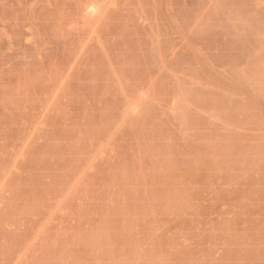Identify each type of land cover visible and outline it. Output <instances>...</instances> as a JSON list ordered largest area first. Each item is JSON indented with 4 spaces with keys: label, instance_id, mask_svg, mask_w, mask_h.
I'll use <instances>...</instances> for the list:
<instances>
[{
    "label": "rangeland",
    "instance_id": "obj_1",
    "mask_svg": "<svg viewBox=\"0 0 264 264\" xmlns=\"http://www.w3.org/2000/svg\"><path fill=\"white\" fill-rule=\"evenodd\" d=\"M0 1V264H264V0Z\"/></svg>",
    "mask_w": 264,
    "mask_h": 264
},
{
    "label": "bare ground",
    "instance_id": "obj_2",
    "mask_svg": "<svg viewBox=\"0 0 264 264\" xmlns=\"http://www.w3.org/2000/svg\"><path fill=\"white\" fill-rule=\"evenodd\" d=\"M13 1H15V0H13ZM1 2V1H0ZM2 2H3V0H2ZM102 2H100V4H101ZM1 4V3H0ZM2 4H4V3H2ZM83 4V3H82ZM1 7V6H0ZM3 7H5L4 5H3ZM3 7H2V9L0 8V11L1 12H3ZM104 7V6H103ZM102 8V7H101ZM9 9V8H8ZM10 11V10H9ZM97 11H98V7H97V4L96 3H94V2H92V1H86L84 4H83V8H82V16H80V18H81V20H82V18H83V20H87L88 18L90 19V18H94L96 15V13H97ZM1 12H0V14H1ZM4 13H6V14H8V12H4ZM3 14V13H2ZM98 14V13H97ZM5 14H3V16H4ZM3 16L1 15L0 17H2L3 18ZM8 16V15H7ZM6 15H5V17H7ZM97 17H98V15H97ZM88 19V20H89ZM1 20V19H0ZM5 20V19H4ZM80 20V19H79ZM81 21V22H85V21ZM94 20V19H93ZM2 22V21H1ZM0 22V24H1V27H0V31H1V34L3 33L2 31H4V29L3 28H6V27H4L5 25H4V22H2L3 23V25H2V23ZM88 22V21H87ZM77 24H79V23H77ZM3 26V27H2ZM1 29H3V30H1ZM6 30V29H5ZM18 30V29H17ZM13 33V32H12ZM1 34H0V37H1ZM15 34V33H14ZM21 34V33H20ZM17 35H19V33L17 32ZM22 35V34H21ZM16 36V35H15ZM17 37H19V36H17ZM16 38V37H15ZM19 39V38H18ZM0 48H1V46H0ZM0 52H1V50H0ZM132 104L133 103H131V106H132ZM134 105V104H133ZM131 111V110H130ZM134 112V111H133ZM135 113V112H134Z\"/></svg>",
    "mask_w": 264,
    "mask_h": 264
}]
</instances>
